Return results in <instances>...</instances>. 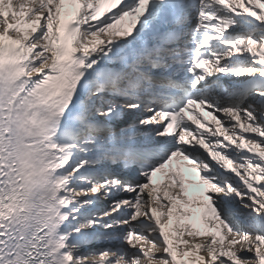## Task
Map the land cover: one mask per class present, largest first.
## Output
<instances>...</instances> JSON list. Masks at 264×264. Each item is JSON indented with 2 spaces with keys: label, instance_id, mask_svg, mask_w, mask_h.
Segmentation results:
<instances>
[{
  "label": "snow or ice",
  "instance_id": "1",
  "mask_svg": "<svg viewBox=\"0 0 264 264\" xmlns=\"http://www.w3.org/2000/svg\"><path fill=\"white\" fill-rule=\"evenodd\" d=\"M0 264H264V0H0Z\"/></svg>",
  "mask_w": 264,
  "mask_h": 264
}]
</instances>
